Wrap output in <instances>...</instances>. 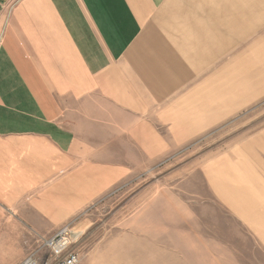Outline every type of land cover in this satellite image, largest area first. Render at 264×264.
Listing matches in <instances>:
<instances>
[{
	"label": "crops",
	"instance_id": "1",
	"mask_svg": "<svg viewBox=\"0 0 264 264\" xmlns=\"http://www.w3.org/2000/svg\"><path fill=\"white\" fill-rule=\"evenodd\" d=\"M257 78L264 0H0V264L124 179L128 144L181 147L254 101ZM262 161L254 138L204 175L264 245Z\"/></svg>",
	"mask_w": 264,
	"mask_h": 264
},
{
	"label": "rangeland",
	"instance_id": "2",
	"mask_svg": "<svg viewBox=\"0 0 264 264\" xmlns=\"http://www.w3.org/2000/svg\"><path fill=\"white\" fill-rule=\"evenodd\" d=\"M216 73L215 68L207 69L197 78ZM260 81L255 79L254 101L237 103L232 117L179 148L158 150L152 158L147 156L154 151L128 144L127 176L52 236L40 239L29 255L37 252L42 262L47 261L51 250L41 245L68 227L79 264H264V245L249 227L252 224L233 212L218 196L223 192L210 187L204 175L208 160L231 146L264 137ZM259 166L264 185L263 161ZM237 195L242 197L236 205L240 210L248 208L243 206L245 198L255 201ZM260 210L264 213V203Z\"/></svg>",
	"mask_w": 264,
	"mask_h": 264
},
{
	"label": "built area",
	"instance_id": "3",
	"mask_svg": "<svg viewBox=\"0 0 264 264\" xmlns=\"http://www.w3.org/2000/svg\"><path fill=\"white\" fill-rule=\"evenodd\" d=\"M70 228L65 227L54 237L45 240L41 245L43 248H50V258L42 262V258L37 252H32L19 264H79L80 257L72 246L71 235L68 234Z\"/></svg>",
	"mask_w": 264,
	"mask_h": 264
}]
</instances>
